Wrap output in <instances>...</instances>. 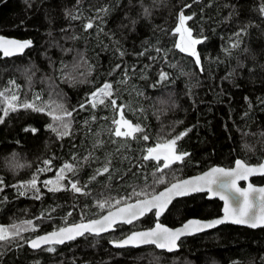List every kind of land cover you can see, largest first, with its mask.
I'll return each instance as SVG.
<instances>
[{"label":"trees","instance_id":"1","mask_svg":"<svg viewBox=\"0 0 264 264\" xmlns=\"http://www.w3.org/2000/svg\"><path fill=\"white\" fill-rule=\"evenodd\" d=\"M105 7L107 14L98 12ZM182 9L185 16L193 17L185 22L193 38L202 41L196 45L200 64L175 47L180 43L174 30ZM89 20L94 26L85 29ZM0 35L32 40L21 55L0 54V91L15 81L19 89L13 90L21 100L39 93L43 101L77 109L70 135L63 138L47 127L52 120L45 113L20 110L0 124L4 182L0 226L33 221L28 230L0 241V264H264V226L224 224L181 239L175 252L154 245L115 248L110 244L134 229L153 226L154 212L103 235L86 234L40 249L28 243L36 235L98 217L118 206L116 200L123 197L134 201V192L144 190L150 196L214 164L232 166L239 158L252 164L262 161L264 0H0ZM236 43L239 46L232 47ZM162 72L168 74L167 80L160 81ZM105 82L113 84L118 104H130L135 110H126L125 117L145 129L148 141L115 137L111 121L119 116L110 107L79 110ZM189 128L177 144L179 151L190 154L182 163L160 173L155 161L143 159L144 150L157 140L171 139ZM97 141L103 146L95 147ZM45 160L51 165L46 166ZM108 160L109 173L93 180ZM65 163H72L77 171L66 172L62 184L78 181L86 194L70 187L52 192L44 186V181L55 180ZM46 167L51 170L37 173ZM34 175H38L40 199L31 190L20 195L13 187ZM161 176L165 183H154ZM252 180L264 183V175ZM221 206L218 199L196 193L176 199L161 220L177 226L190 217L212 218L221 214Z\"/></svg>","mask_w":264,"mask_h":264},{"label":"snow or ice","instance_id":"2","mask_svg":"<svg viewBox=\"0 0 264 264\" xmlns=\"http://www.w3.org/2000/svg\"><path fill=\"white\" fill-rule=\"evenodd\" d=\"M79 3V0H77ZM185 7H190V5H185ZM108 8H100L98 12H103L107 14ZM148 11L145 10V15H148ZM68 15L72 19H79L78 16H72L71 13ZM97 19H101L97 17ZM192 16H185L183 9L180 11L178 20L179 26L175 28V33L180 35V43L175 44L181 52L188 53L189 55L195 57V62L200 64V56L196 51V45L200 44L202 41L200 39H195L192 36V30L185 27V22L192 20ZM135 24V21L132 22ZM94 26V20H89L88 23L84 25L85 29H91ZM102 31V29H101ZM243 29H241V32ZM240 32L236 33V36H240ZM32 44L31 40L19 41L16 39H6L0 37V52L3 56H12L18 53H22L24 49L30 47ZM239 44H233L232 47H238ZM157 52L161 51L156 49ZM227 51V50H225ZM144 52L139 53L143 55ZM120 56H124V52H119ZM121 65L117 64L116 69H119ZM203 70V69H201ZM30 79V78H29ZM168 79V74L162 72L160 74V81ZM12 87L6 88L0 91V124L4 122V119L10 115V113L18 112L20 110L32 111L37 113H45L48 115L52 123L48 124L47 127L54 133H56L58 138H63L70 135L71 127V117L73 112L77 109L69 111L65 108L63 104H57L54 101H43L41 99V94H33L31 100L25 97L21 100L18 91L19 86L15 84V81L8 82ZM120 83H126L121 81ZM139 95V93H138ZM119 99L115 96L113 90V84L110 82H105L103 86L95 89L86 98L85 102L79 105V110H84L86 107L90 106L95 109L98 105L104 107H110L112 111L116 112L119 118H113L111 123L115 125L114 129L110 131L115 137L124 138L125 140H142L148 141L150 137L145 133V129L140 126L139 123L134 124L132 120L125 117V111L134 113L135 110L132 106L125 105L123 102L117 103ZM142 111V110H141ZM95 116L92 117L94 121ZM89 121H85L88 124ZM25 131L35 132V128H26ZM191 131V128L179 133L171 139H159L153 146L147 147L143 159L145 161H155L157 165V171L163 173L164 169L171 168V166L177 162H183L184 159L190 154L187 152L179 151L177 148L178 141H180L184 136ZM98 135V134H97ZM103 143L97 141L95 147H102ZM88 158L85 157V160ZM163 161V166L160 167V162ZM43 163L46 166L51 165L50 160H45ZM110 160L106 161L101 169H97L96 173L93 175L92 179L95 180L97 175H103L104 173H109ZM50 167L38 168L37 173H42L44 171H50ZM77 171L76 167L72 163H65L59 169V175L56 176L55 180L44 181L43 184L49 191L57 192L61 190H67L68 187L75 193H83V188L78 186L77 182H70L68 186L62 184L65 179L66 172H72L75 174ZM254 174H264V163L258 166H249L243 160L237 159L235 161L234 167L232 168H222L213 167L209 171L203 173L200 176L193 177L188 180H179L175 183H171L170 186L165 187L164 191L159 192V194H151L150 198L140 199L139 197H147L149 194L141 190L140 192H134L133 195L137 197L135 203H128L129 197H123L120 200H116V204L119 205L123 201V207L117 208L115 212L109 211L107 215L102 216L100 219L90 220L87 223L74 224L71 227L60 228L51 233L45 234L43 236H38L33 239L31 247L33 249L40 248L41 245L50 244H63L66 241H71L76 239L78 236H83L86 232L88 233H102L108 231L112 228L117 221L131 224L133 221L137 220L139 217L144 216L148 212L155 210V215L158 217L163 214L167 209L168 205L176 197L190 195L195 192H207L211 193L214 197H219L223 200V216L222 218H217L211 221H200L198 219L188 220L180 228L170 229L156 223L155 227L133 232L126 238L113 243L117 246H140V245H155L157 248L166 249L168 251H173L178 247L177 242L182 236L191 235L197 232L204 231L205 229L213 228L219 224L225 222H232L235 224L249 225L250 227H262L264 226V187H254L251 183L248 184L247 188H241L238 186L239 180H248L251 175ZM155 177V173H153ZM154 183L163 184L165 180L163 177L154 179ZM51 186V187H49ZM20 195L27 194L28 191H33L37 193L35 195L36 199H40L39 188H38V175H34L29 181L21 182L18 185H13ZM4 190L3 179L0 178V191ZM103 208V204L99 205ZM33 221H24L21 224H13L10 227L0 226V241H7L10 238H14L20 234V232L26 231L31 228ZM48 251H54L53 248L49 247Z\"/></svg>","mask_w":264,"mask_h":264},{"label":"water","instance_id":"3","mask_svg":"<svg viewBox=\"0 0 264 264\" xmlns=\"http://www.w3.org/2000/svg\"><path fill=\"white\" fill-rule=\"evenodd\" d=\"M0 37H4V38H6V39H16V40H19V41L30 40V39H20V38L14 37V36H6V35H0ZM31 41H32V40H31ZM31 45H32V44H31ZM195 47H196V46H195ZM28 48H29V47H28ZM26 49H27V48H26ZM26 49H24V51H23L22 53H24ZM22 53H18V54H15V55H12V56H7V57L10 58V57H13V56L21 55ZM0 54L3 56L2 52H0ZM3 57H6V56H3ZM239 159H240V160H243V161H244L246 164H248L249 166H258V165H260L261 163H264V157H263V159H262L261 162L256 163V164L248 163V162H246L244 159H241V158H239ZM234 164H235V162H234ZM234 164H233L232 166H224V165H220V164H214V165L208 167L207 169L203 170L202 172H199V173H196V174H192V175L186 176V177H184V178H181V179L175 180V181H173V182H171V183H175V182H177V181H179V180H188V179H191V178H193V177L200 176V175H202L203 173H205V172L209 171L210 169H212L213 167H222V168H226V169H227V168H232V167H234ZM263 175H264V174H254V175H251V176L248 178V180H239V181L237 182V183H238V186L241 187V188H247L248 184L251 183L254 187H264V183L257 184V183H255V182H253V180H252L254 177L263 176ZM171 183H170V184H171ZM170 184H168L167 186H170ZM167 186H165V187H167ZM165 187L162 188V189H160V190H159L158 192H156L155 194H159V192L164 191ZM196 193H205V194H206V197L209 198V199H218V200L222 203V206H221V214H220V215H217V216H215V217H212V218L190 217V218L186 219L183 223H181V224H179V225H177V226H170V225L166 224L165 222H163V221L161 220V218H162V216L164 215V213L168 210V208L171 206V204H172L176 199L183 198V197H187V196H190V195H193V194H196ZM190 195H186V196H181V197H176V198H174V199L172 200V202L168 205L167 209L163 212L162 215H160V216H158V217L155 215V217H156V221H155V223L153 224V226H151V227H149V228H139V229H134V230L130 231L128 234H126L125 236H123L122 238L110 240V244H111L113 247H115V248H128V247H135V248H138V247H144V246H148V245H140V246H132V245L117 246V244H116V243H113V241L118 242V241H120V240L126 238L127 236L131 235L133 232H139V231H144V230H147V229L153 228V227H155L156 223H160L161 225H164L165 227L170 228V229H176V228H180L184 223H186L188 220H192V219H198V220H200V221H211V220H214V219H217V218H222V216H223V208H224V203H225V202H224L223 200H221L219 197H214V196H212L211 193L207 192V190H205V191H203V192H195V193H191ZM150 197H151V195H150V196H147V197H144V198H140V199H145V198H150ZM135 201H136V200H134V201H130V202H128V203H135ZM119 207H123V204H120V205H118V206L113 207L112 209L107 210L106 212H104L102 215H100V216H98V217H94V218H91V219H88V220H84V221H78V222H74V223L66 224V225H64V226H62V227H60V228L71 227V226L74 225V224L87 223V222L90 221V220L100 219L102 216L107 215L109 211L115 212V211L117 210V208H119ZM152 212L155 213V210H153ZM152 212H148V213H146L144 216L139 217L137 220L133 221V223H135V222L141 220V219L144 218L147 214H150V213H152ZM133 223H131V224H133ZM229 223H230V224H234V225L246 226V227H249V228H253V227H250L249 225H242V224H235V223H232V222H225V223L219 224V225H217V226H215V227H213V228L205 229L204 231H201V232H197V233H194V234H191V235H185V236H182V237L180 238V240L183 239V238H185V237H188V236H192V235H196V234H200V233L208 232V231L213 230V229H215V228H217V227H219V226H221V225L229 224ZM120 224L131 225V224H128V223H124V222H121V221H117L116 224H115L112 228H110L108 231H106V232H102V233H99V234H96V233H88V232H86L84 235H86V234H91V235H103V234H107V233H110V232L114 231V230L116 229V226H117V225H120ZM262 227H263V226H262ZM60 228H58V229H60ZM256 228H260V227H256ZM256 228H253V229H256ZM58 229H54V230H51V231H48V232H45V233H42V234H39V235H36V236L32 237V238L29 240V242H28V243H29V246L31 247V243H30V242H31L33 239H35L36 237H38V236H43V235H45V234L51 233V232H53V231H56V230H58ZM84 235H83V236H84ZM79 237H82V236H78L77 238H79ZM180 240L177 242L178 247H177L176 249H174L173 251H168V250H166V249H160V248H157L155 245H154V246H155L158 250H164V251H167V252H175V251L179 250V248H180ZM71 241H72V240H71ZM67 242H70V241H66L65 243H67ZM63 244H64V243H63ZM50 245H62V244H50ZM50 245H41L40 248H43V247H46V246H50ZM149 245H150V244H149ZM31 248H32V247H31ZM40 248H36V249H40Z\"/></svg>","mask_w":264,"mask_h":264},{"label":"rangeland","instance_id":"4","mask_svg":"<svg viewBox=\"0 0 264 264\" xmlns=\"http://www.w3.org/2000/svg\"><path fill=\"white\" fill-rule=\"evenodd\" d=\"M178 26H179V25H178ZM185 27H187V26H186V23H185ZM187 28H188V27H187ZM179 39H180V35H179Z\"/></svg>","mask_w":264,"mask_h":264}]
</instances>
